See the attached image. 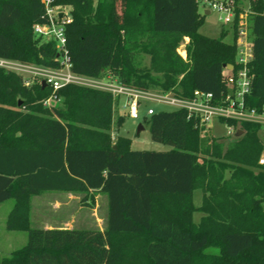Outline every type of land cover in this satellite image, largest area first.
I'll use <instances>...</instances> for the list:
<instances>
[{
	"label": "trees",
	"instance_id": "1",
	"mask_svg": "<svg viewBox=\"0 0 264 264\" xmlns=\"http://www.w3.org/2000/svg\"><path fill=\"white\" fill-rule=\"evenodd\" d=\"M234 1L240 7L242 0ZM56 3L71 8L66 37L73 73H110L124 86L183 98L227 91L236 27H223L218 38L202 35L205 15L195 0ZM251 10L253 80L245 101L263 112L264 0H254ZM43 14L41 0H0V59L59 67L54 42L33 32ZM185 39L186 60L177 52ZM49 94L0 68V204L14 201L7 229L27 234L0 264H264L259 125L221 121L235 129L226 143L203 134L183 110H156L144 123L152 141L171 149L135 151L129 138L111 140L124 118L114 120L110 93L67 86L58 92L63 108L44 107ZM97 191L107 196L103 231L32 227V197L78 193L94 203ZM195 191L202 193L198 207Z\"/></svg>",
	"mask_w": 264,
	"mask_h": 264
},
{
	"label": "built area",
	"instance_id": "2",
	"mask_svg": "<svg viewBox=\"0 0 264 264\" xmlns=\"http://www.w3.org/2000/svg\"><path fill=\"white\" fill-rule=\"evenodd\" d=\"M57 0H41L43 5V23L35 24L33 32L36 37L53 41L56 50L58 68L42 67L26 64L14 60L0 59V68L15 73L22 78L25 87L34 83H45L50 94L43 101L44 107L59 101L58 92L67 86H80L108 92L112 95L116 104L122 102V110L127 116L136 119L139 106L142 102L156 103L174 110L186 112L187 120L197 121L198 127L207 132L213 122L234 121L259 125L264 133V111L257 112L246 105V96L250 93L253 75L250 73V63L253 60L252 41L249 32V18L253 11L248 7H239L234 0H195L198 6L207 10L210 14L217 15L222 28L237 30L236 45V69L225 68L224 83L227 91L216 98L212 93L194 91L190 98H183L173 93H159L145 91L122 85L110 73L102 78H92L77 75L72 72V62L67 47L66 28L72 22L67 6L56 3ZM264 19V11L261 14ZM182 59L186 60V52L183 46L182 52L177 50ZM228 67V66H227ZM155 111L147 110V116ZM226 126L228 136H234L235 129ZM264 135V134H263ZM264 142V141H263ZM259 164H264V151L259 159Z\"/></svg>",
	"mask_w": 264,
	"mask_h": 264
},
{
	"label": "rangeland",
	"instance_id": "3",
	"mask_svg": "<svg viewBox=\"0 0 264 264\" xmlns=\"http://www.w3.org/2000/svg\"><path fill=\"white\" fill-rule=\"evenodd\" d=\"M71 11V8H67ZM199 12L203 13V7L199 6ZM71 15V14H70ZM221 23L217 19L215 13H211L205 16L204 24L199 28V32L210 38H218L221 28ZM185 42L180 45L178 50L183 54L182 48H185ZM51 107L63 108V97L59 96V101L51 104ZM153 109L154 111H170V107H166L156 103L142 102L139 106L138 117L136 119L127 116L126 112L122 110V102H118L115 105L114 120L117 116H122L124 118L123 124L118 127L113 126L111 132L112 142H116L118 136H123L131 140V148L135 151H156V152H166L171 148L167 145L156 143L151 140L148 126L144 123V119L147 116V110ZM143 126V130L137 134L138 125ZM209 134L215 138H223L226 143L233 140V136H228L226 126L219 123L213 122L211 129L208 130ZM206 132H203V134ZM264 133L260 132V136L264 141ZM54 198L48 195H43V197L33 199L31 198V225L34 228H45V227H58L63 220H69L71 222L72 228L80 229H104L105 228V213L106 209L104 204H106V196L104 194L99 195L97 200L98 207L95 208V203L81 204V210L74 209L70 207L68 211H55L50 210V208L41 209L44 205H51ZM201 202V192H194V204L198 206ZM92 204V205H91ZM14 205L13 200H7L0 204V259L2 257L8 256L12 251L21 248L27 240L26 232L22 231H11L7 229V219ZM95 209V210H94ZM67 210V209H66ZM201 216L200 213L194 214V220H198Z\"/></svg>",
	"mask_w": 264,
	"mask_h": 264
},
{
	"label": "crops",
	"instance_id": "4",
	"mask_svg": "<svg viewBox=\"0 0 264 264\" xmlns=\"http://www.w3.org/2000/svg\"><path fill=\"white\" fill-rule=\"evenodd\" d=\"M253 1L254 0H242L241 3H240V7L246 8V9L248 7L250 8L251 3ZM202 14L205 15V16L210 15V13L207 10H203ZM221 29H222V27L220 28V31H221ZM219 34H220V32H219ZM187 42H188V39H185V43H187ZM206 133L209 134L208 131ZM100 194H103V193H101L99 191L94 193L95 208L98 207L97 200L99 199V195ZM43 195H48L49 197H53L54 198V200H53L51 205H49V206L48 205H44V206L41 207V209H43V210L46 209V208H50V210H55V211H57V210L59 211L60 210V211L66 212V211L69 210L70 207H73V206H74V209L76 208L77 210H81V206L80 205L81 204H87V202H85V199H84L85 198L84 194L65 193V192H47V193H43L41 195L32 197V200L36 199V198L43 197ZM201 197H202V193H201ZM193 198H194V194H193ZM104 206H105L104 208L106 209V212H107V196H106V204H104ZM200 217L198 218V220H196V221L194 220V221L198 222ZM193 219H194V217H193ZM71 223H72V220H71V222H69V220H63L62 223H59L60 225H56L58 227L49 226V227H45L43 229H55V228H58V229H74V228L71 227ZM105 226H106V213H105ZM75 229H80V228H75ZM104 229H97V230L103 231Z\"/></svg>",
	"mask_w": 264,
	"mask_h": 264
},
{
	"label": "water",
	"instance_id": "5",
	"mask_svg": "<svg viewBox=\"0 0 264 264\" xmlns=\"http://www.w3.org/2000/svg\"><path fill=\"white\" fill-rule=\"evenodd\" d=\"M227 68L228 69H232V66L229 65ZM41 85H42L43 88L45 87V83L44 82H42ZM17 105L20 106L21 105V101H18ZM142 130H143V126L141 124H139L138 128H137V134H139ZM240 133L241 132H237V134H240ZM113 148L115 149L116 147L114 146Z\"/></svg>",
	"mask_w": 264,
	"mask_h": 264
}]
</instances>
